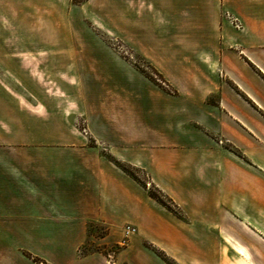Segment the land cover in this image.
I'll return each instance as SVG.
<instances>
[{
    "label": "crops",
    "instance_id": "1",
    "mask_svg": "<svg viewBox=\"0 0 264 264\" xmlns=\"http://www.w3.org/2000/svg\"><path fill=\"white\" fill-rule=\"evenodd\" d=\"M134 1L116 0L119 28L154 26L164 17L162 7L154 15ZM166 3L163 27L185 29L182 39L172 41L205 45L197 55L203 60L197 82L183 85L176 96L143 90L138 77L119 72L122 92L113 109L96 106L97 125L85 120L97 146L85 140L48 143L63 134L47 132L45 89L39 95L38 83L30 87L20 79L39 81L41 71L24 64L35 55L0 52V59L18 65L0 64V235L51 236L61 252L44 255L53 264H155L157 254L142 245L140 234L165 248L200 228L223 237L222 222L231 219L264 235V0ZM81 8L72 0H0V44L39 43L53 13ZM145 110L154 117L148 126L139 116ZM111 155L145 168L187 221L149 198ZM208 217L217 222L205 226ZM92 222L110 223L112 232L118 226L130 239L115 261L101 252L76 256Z\"/></svg>",
    "mask_w": 264,
    "mask_h": 264
},
{
    "label": "rangeland",
    "instance_id": "2",
    "mask_svg": "<svg viewBox=\"0 0 264 264\" xmlns=\"http://www.w3.org/2000/svg\"><path fill=\"white\" fill-rule=\"evenodd\" d=\"M72 1L82 7V12L53 13L54 20L47 19L45 40L29 44H0L1 53L26 51L36 57L25 60L24 64L30 69L41 71L39 81L25 76L20 79L30 87L38 83L39 95L43 92L42 87L45 89L47 132L63 134L60 138L47 139L48 143H80L85 140L89 145L97 146V140L87 130L85 122L87 118H92L95 125L98 124V116L101 115L96 114V106L101 109L106 105L110 111L113 109L119 99L117 93L122 92L119 79L123 75L118 74L119 72L131 74V80L138 77L135 83H140L143 90L149 87L176 96L181 94L183 85L192 80L197 82L195 78L203 63L197 55L204 52L205 45L172 41L182 39L185 29L180 26L163 27L166 26L164 20L169 4L166 2L169 0H135L137 4L141 1L146 4L151 13L159 7L165 12L164 15L159 14L164 17H157L153 21L154 26L139 25L133 28L118 27L116 0H98L96 7L87 10L83 6L90 7L89 0ZM141 23L145 25L147 22L145 20ZM0 64L10 68L18 67L15 60L10 58L0 59ZM141 113L139 116L146 118V126L149 125L150 118L151 123L154 122V117L148 115V110ZM121 118L127 121L128 117L124 119L122 115ZM65 132L72 133L74 138H65ZM147 142L149 141L145 139L143 148L147 146ZM232 149L242 155L238 148L232 146ZM110 157L141 184L149 198L177 218L187 221L180 205L155 184L145 168L116 160L112 155ZM212 219L208 217L204 221L205 226L217 222ZM222 224H225L223 237L213 236V232L217 233L215 230L200 228L186 235L184 241L165 242V248L139 232L131 237L139 234L140 238L143 237L142 245L157 254L155 264H264V235L239 220L231 219ZM111 226L110 223H90L89 238L76 256L101 252L111 262L115 261L130 239L124 236L123 230L118 229L117 225L112 232ZM0 247H5L4 251H0V259L4 253L1 264H28L21 256L37 264L39 263L34 261V257L53 264L45 256L61 254L54 249L51 236L0 235ZM116 264L124 263L117 260Z\"/></svg>",
    "mask_w": 264,
    "mask_h": 264
},
{
    "label": "trees",
    "instance_id": "3",
    "mask_svg": "<svg viewBox=\"0 0 264 264\" xmlns=\"http://www.w3.org/2000/svg\"><path fill=\"white\" fill-rule=\"evenodd\" d=\"M234 150V149H233ZM120 165V164H119ZM122 167V166H121ZM124 168V167H123ZM125 169V168H124ZM126 170V169H125ZM32 257V256H31ZM34 261H36V262H38L39 264H49V263H47V262H45V261H43V260H41V259H39V258H37V257H34Z\"/></svg>",
    "mask_w": 264,
    "mask_h": 264
}]
</instances>
